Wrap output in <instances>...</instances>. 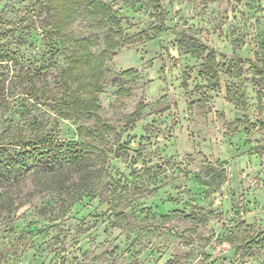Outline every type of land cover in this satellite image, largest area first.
I'll use <instances>...</instances> for the list:
<instances>
[{
    "label": "rangeland",
    "instance_id": "rangeland-1",
    "mask_svg": "<svg viewBox=\"0 0 264 264\" xmlns=\"http://www.w3.org/2000/svg\"><path fill=\"white\" fill-rule=\"evenodd\" d=\"M105 1L131 41L107 61L98 110L74 121L51 106L63 62L46 46L49 12L39 0H0V139L50 131L78 141L80 127H100L91 142L104 151L89 164L103 167L94 194L64 210V193L42 188L35 167L0 181L11 201L0 264H264V0H156L167 32L156 30L153 0ZM72 29L94 31L80 12ZM209 52L218 85L199 73ZM130 68L134 82L120 75ZM221 169L222 182L206 185Z\"/></svg>",
    "mask_w": 264,
    "mask_h": 264
},
{
    "label": "trees",
    "instance_id": "trees-1",
    "mask_svg": "<svg viewBox=\"0 0 264 264\" xmlns=\"http://www.w3.org/2000/svg\"><path fill=\"white\" fill-rule=\"evenodd\" d=\"M39 1L49 12L50 18L44 30L47 37L46 46L50 51L59 53L63 62L56 85V92L60 93V96L52 97L51 106L64 118L80 121L98 110L97 95L103 91L108 77L113 75L107 67V61L115 54L120 43L129 42L131 39L122 35L120 14L105 0ZM153 2L159 8V23L156 30L170 31L171 28L164 23L163 9L159 1ZM79 12L89 23V27L94 29L86 36H80L72 29ZM103 32L105 33L103 47L98 49L99 34ZM178 42L180 48L197 59L201 58V46L196 41L181 38ZM214 60V54L209 52L200 64L199 73L205 78L206 86L219 84V73L212 64ZM134 71L131 68L126 69L120 75L134 82ZM187 79V75L184 74L182 80L184 88H187ZM32 80L30 77L27 84H31ZM140 111L141 107H138L130 115L132 118H138ZM80 130L85 133L86 140H60L50 131L17 137L9 142L0 139V181H6L4 184L11 186L19 178H23L28 169L35 167L38 171L34 176L42 188L64 193L55 204L61 210L69 208L84 195H93L103 167L101 165L89 167V164L93 160H101L104 151L100 145H95L91 141H101L103 129L80 127ZM5 144L19 146V149L11 153L4 147ZM75 171L78 175L73 179L72 174ZM224 177V171L221 169L212 174L206 185H219ZM10 203L8 195L1 192L0 214L2 210L8 209ZM247 245L250 248L257 246L253 239L248 241Z\"/></svg>",
    "mask_w": 264,
    "mask_h": 264
}]
</instances>
